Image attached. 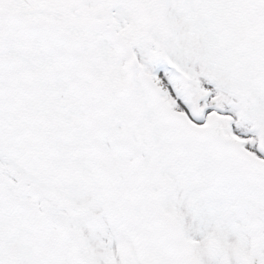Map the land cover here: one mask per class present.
Returning a JSON list of instances; mask_svg holds the SVG:
<instances>
[{"label": "snow or ice", "instance_id": "1", "mask_svg": "<svg viewBox=\"0 0 264 264\" xmlns=\"http://www.w3.org/2000/svg\"><path fill=\"white\" fill-rule=\"evenodd\" d=\"M0 264H264V0H0Z\"/></svg>", "mask_w": 264, "mask_h": 264}]
</instances>
